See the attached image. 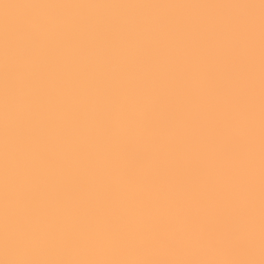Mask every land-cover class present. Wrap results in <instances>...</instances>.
I'll use <instances>...</instances> for the list:
<instances>
[{
  "label": "clouds",
  "instance_id": "clouds-1",
  "mask_svg": "<svg viewBox=\"0 0 264 264\" xmlns=\"http://www.w3.org/2000/svg\"><path fill=\"white\" fill-rule=\"evenodd\" d=\"M249 3L37 0L11 45L0 33V264H260L261 8ZM250 52L251 122L238 103L247 85L239 58ZM253 129L250 153L228 148ZM249 159L251 220L216 234L192 223L193 194L224 191L233 210L249 205L238 182Z\"/></svg>",
  "mask_w": 264,
  "mask_h": 264
},
{
  "label": "snow or ice",
  "instance_id": "snow-or-ice-1",
  "mask_svg": "<svg viewBox=\"0 0 264 264\" xmlns=\"http://www.w3.org/2000/svg\"><path fill=\"white\" fill-rule=\"evenodd\" d=\"M65 2V0H62ZM72 3V2H70ZM87 4V3H77ZM142 4H155V3H142ZM223 4H196L209 7L225 6ZM28 6V5H27ZM249 7H254V2L248 4ZM261 8V36H260V174H259V199H260V227H261V239L264 244V0H260ZM25 23H22L17 28L5 27L4 34L5 39L9 43L15 40V37L24 31ZM239 67L241 73L247 78V85L244 88L238 103L241 108L249 116L251 122L254 113V95L255 86L253 81L254 74V61L252 53L247 56L239 58ZM11 92V89H10ZM251 127V123H250ZM220 125H217V131H220ZM254 145V129L249 132V135L244 140H238L234 144L228 145L230 150H238L241 153H250ZM254 161L249 159L246 164L245 171H243L238 182L240 188L248 194L249 205L236 210H233L231 206L232 198L224 191L216 192L211 191L206 196L199 194H193L190 204L186 206V212L190 216L191 222L197 225H202L209 233H224L231 230L237 219L251 220L253 216L251 201L254 200L256 193V183L253 173ZM6 172L10 176V180L17 186L18 194L22 195V198L31 203H35L36 195L34 193H20L19 185L21 183L20 176L18 174L12 175L6 165ZM202 172V168L198 163H193L191 166V174L193 176L199 175ZM182 177L178 173V179ZM82 187V185H81ZM8 198H11V194H7ZM215 202V207H211L210 203ZM146 206H150L147 205ZM195 209V210H194ZM90 212L95 214V209H89ZM14 223H23V218L19 214H15L9 217ZM112 223L119 228V219L114 216ZM71 242V241H70ZM123 243H137V241L128 240L122 238ZM240 247H245V241H234ZM7 264V262H6ZM24 264H217V262L210 261H195V260H137V261H119V260H60V261H31L24 262ZM260 264H264V255Z\"/></svg>",
  "mask_w": 264,
  "mask_h": 264
},
{
  "label": "bare ground",
  "instance_id": "bare-ground-1",
  "mask_svg": "<svg viewBox=\"0 0 264 264\" xmlns=\"http://www.w3.org/2000/svg\"><path fill=\"white\" fill-rule=\"evenodd\" d=\"M37 0H0V33L5 27L17 28L27 19V5ZM72 3H185V4H223L234 0H65ZM256 2V0H247Z\"/></svg>",
  "mask_w": 264,
  "mask_h": 264
}]
</instances>
